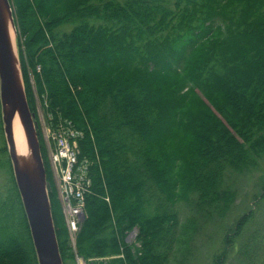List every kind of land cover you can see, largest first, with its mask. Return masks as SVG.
<instances>
[{"label": "trees", "instance_id": "obj_1", "mask_svg": "<svg viewBox=\"0 0 264 264\" xmlns=\"http://www.w3.org/2000/svg\"><path fill=\"white\" fill-rule=\"evenodd\" d=\"M11 3L31 111L38 97L55 129L82 131L80 158L91 164L74 250L38 132L64 264L121 253L110 264H190L210 225L223 231L212 264H226L234 247L241 264H264L257 232L237 241L256 208L223 226L239 198L232 176L264 157V0ZM12 179L0 198V264H39ZM135 229L134 248L125 239Z\"/></svg>", "mask_w": 264, "mask_h": 264}, {"label": "water", "instance_id": "obj_2", "mask_svg": "<svg viewBox=\"0 0 264 264\" xmlns=\"http://www.w3.org/2000/svg\"><path fill=\"white\" fill-rule=\"evenodd\" d=\"M13 15L11 0H0V101L4 132L16 184L27 216L39 264H64L56 234L48 192L47 170L31 111L21 65L14 50L8 18ZM14 22V19H13ZM19 117L24 128L30 157H19L14 139V121Z\"/></svg>", "mask_w": 264, "mask_h": 264}, {"label": "rangeland", "instance_id": "obj_3", "mask_svg": "<svg viewBox=\"0 0 264 264\" xmlns=\"http://www.w3.org/2000/svg\"><path fill=\"white\" fill-rule=\"evenodd\" d=\"M16 20H17V17L14 14V21ZM21 40L22 39L20 37V31L17 27L16 50H17V54L19 57L20 65H21V72L23 73L22 64L20 60V47H19ZM38 70L40 71V69ZM22 78H23V74H22ZM36 104H37L36 105L37 117L35 113L32 111L35 115L34 120L36 123V129L38 132H42L44 142L46 143V146L48 148V157L50 161V151H49L48 145H49V141L52 140L51 133L54 132L52 130H54L55 127H53V125L50 124V120H52L51 114L47 115L45 107L43 106L42 101L38 97H37ZM0 122L2 123V128L0 126V149L3 146L7 147V152L5 154L0 153V198H7L8 195L13 190L14 182L12 178L13 176L15 178V175H14V169H13V175H12L9 164L4 163L7 159H10V154H9L8 144H7V140H6V136L4 132L3 112H2L1 101H0ZM39 139H40V136H39ZM50 166H51V162H50ZM11 167L13 168V165H11ZM56 178L57 177H55V174L53 173V180L55 181V188H56L58 198L61 203L60 190H59V185L57 184ZM232 183L239 192V198L230 216L224 221L223 226L224 228L233 227L235 223L237 222V220L243 214L247 213L252 208H256L257 214L255 218L252 219L249 226H247L248 229L246 228L247 230L246 233L237 241L238 242L240 240L245 241L249 238L251 234H253L254 232H257V235L263 241L262 247L264 249V202L260 203V205L258 206H255V196L260 194L262 191V188L264 187V157L260 159L258 163L251 168V170L246 171L244 174H234L232 176ZM85 203L87 205V196H86ZM61 206H62V203H61ZM177 206H178L177 208L180 211L181 220L186 221V219L189 217V214H190L189 206L185 203H179ZM62 211H63V215H64L65 222H66V215L64 213L63 206H62ZM83 213H82V217H79V221L80 222L82 221L80 229L82 227L84 220L87 218L86 208H84ZM66 226H67L69 237H70V243L72 247L74 248V250H76L77 249V237L80 232V229L79 231L75 233V232H71L67 222H66ZM205 230L206 231L202 234V236H200L199 243L195 244L201 248L199 252H196V250L193 251V254H192L193 256H191L190 258V264H212L213 256L219 253L220 251L223 231L221 232L216 231L217 229H215V227H213L212 225H210ZM259 230H261V232ZM207 232L210 235V237L213 236L212 240L207 241V236L205 234ZM125 242L129 245H133L134 248L140 247V244L138 243V232L136 230H133L132 232H130L126 237ZM122 250L124 249L122 248ZM236 250L237 249L235 247L233 249L231 248V252L229 254L226 264H241V257L239 255L240 250L238 252ZM119 257H123V253L119 255L109 256L106 258L101 257V258H95V259H90V260H85L84 258H81L76 254V264H110L112 259H116ZM178 258H180V256ZM172 262L173 263L176 262V259H173Z\"/></svg>", "mask_w": 264, "mask_h": 264}, {"label": "built area", "instance_id": "obj_4", "mask_svg": "<svg viewBox=\"0 0 264 264\" xmlns=\"http://www.w3.org/2000/svg\"><path fill=\"white\" fill-rule=\"evenodd\" d=\"M52 131L49 141L51 167L57 177L66 222L71 232L76 233L82 222L79 217L86 208V196L92 187L91 164L87 158H80L82 131L76 130L70 122Z\"/></svg>", "mask_w": 264, "mask_h": 264}, {"label": "bare ground", "instance_id": "obj_5", "mask_svg": "<svg viewBox=\"0 0 264 264\" xmlns=\"http://www.w3.org/2000/svg\"><path fill=\"white\" fill-rule=\"evenodd\" d=\"M14 19V17H13ZM12 16H9L8 18V28H9V34L12 41V44L14 46V50H16V33H17V27L15 24V21L13 22ZM17 51V50H16ZM24 128L21 123L20 118L17 116L14 121V139L16 143V149L17 154L19 157H30V150L27 144L26 136L24 133Z\"/></svg>", "mask_w": 264, "mask_h": 264}]
</instances>
